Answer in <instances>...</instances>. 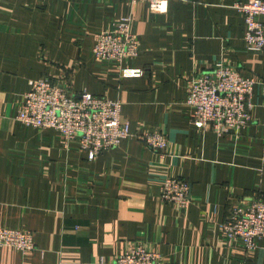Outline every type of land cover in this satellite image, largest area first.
<instances>
[{
    "label": "crops",
    "instance_id": "0c3cea01",
    "mask_svg": "<svg viewBox=\"0 0 264 264\" xmlns=\"http://www.w3.org/2000/svg\"><path fill=\"white\" fill-rule=\"evenodd\" d=\"M249 0H0V227L29 231L36 250H0V264H116L144 245L162 264H264V240L246 254L220 225L233 205L264 199V53L247 49L236 8ZM132 18L138 55L123 68L94 56L95 37ZM233 67L258 83L252 121L234 132L200 131L186 105L190 79ZM78 96L119 101L131 136L94 160L78 140L16 117L34 80ZM167 134L163 153L142 140ZM190 184L181 210L161 199L163 180Z\"/></svg>",
    "mask_w": 264,
    "mask_h": 264
},
{
    "label": "built area",
    "instance_id": "2783aa9c",
    "mask_svg": "<svg viewBox=\"0 0 264 264\" xmlns=\"http://www.w3.org/2000/svg\"><path fill=\"white\" fill-rule=\"evenodd\" d=\"M141 1L146 2L154 13H166L171 0ZM236 8L245 18L247 49L264 53V0H249L237 4ZM137 55L138 41L132 32L130 16L121 18L111 30L95 37V58L119 64L125 77L142 75V70L123 68L124 62ZM257 83L254 78L242 77L233 67L224 64L190 79L186 105L191 110L192 123L200 131L211 129L218 135L249 125L252 121V94ZM121 109L119 101L89 92L74 96L54 79L45 77L32 82L16 119L27 127L54 129L66 144L78 140L80 150L88 154L89 160H94L131 136L129 123L123 119ZM142 140L158 153L168 147L167 134L162 130H147L142 134ZM161 199L186 210L191 203L190 184L166 177ZM220 229L228 245H241L246 254L255 252L258 242L264 240V199L255 198L233 205ZM3 247L16 248L23 254L36 250L31 232L0 227V250ZM162 263L163 257L144 245L129 248L116 258V264Z\"/></svg>",
    "mask_w": 264,
    "mask_h": 264
},
{
    "label": "rangeland",
    "instance_id": "374dc122",
    "mask_svg": "<svg viewBox=\"0 0 264 264\" xmlns=\"http://www.w3.org/2000/svg\"><path fill=\"white\" fill-rule=\"evenodd\" d=\"M49 78V77H48Z\"/></svg>",
    "mask_w": 264,
    "mask_h": 264
}]
</instances>
